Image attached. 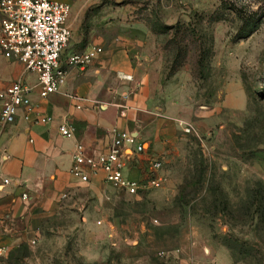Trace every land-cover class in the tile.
<instances>
[{"label": "rangeland", "instance_id": "374dc122", "mask_svg": "<svg viewBox=\"0 0 264 264\" xmlns=\"http://www.w3.org/2000/svg\"><path fill=\"white\" fill-rule=\"evenodd\" d=\"M70 2L68 50L143 29L126 50L163 122L140 130L137 193L80 190L37 218L33 243L0 245V264H264V0Z\"/></svg>", "mask_w": 264, "mask_h": 264}, {"label": "crops", "instance_id": "0c3cea01", "mask_svg": "<svg viewBox=\"0 0 264 264\" xmlns=\"http://www.w3.org/2000/svg\"><path fill=\"white\" fill-rule=\"evenodd\" d=\"M61 1L69 2L72 9L70 0ZM132 31L135 33L124 31L125 36L102 48L89 65L67 67L64 85L47 97H40L35 73L34 82L29 81L32 72L26 71L21 62L0 55V90L20 81L30 88L27 97L32 104L29 120L23 118L22 110L12 123L0 120V245L32 239L36 234L32 224L37 218L53 215L59 201H73L80 190L99 196L111 187L104 182L102 172L91 176L87 183L70 174L77 143L89 152L105 151L113 128L129 131L139 139L147 122L153 127L163 122L152 107L146 73L134 67L128 56L129 36L140 37L143 29ZM38 113L49 120L35 121ZM62 122L72 128L70 137L58 133ZM145 154L146 150L138 153L135 161L138 163ZM129 165L128 177L142 176L140 167ZM5 178L9 183H3ZM23 193L27 199H22ZM206 256L215 260L211 249ZM179 264L188 263L180 260Z\"/></svg>", "mask_w": 264, "mask_h": 264}, {"label": "built area", "instance_id": "2783aa9c", "mask_svg": "<svg viewBox=\"0 0 264 264\" xmlns=\"http://www.w3.org/2000/svg\"><path fill=\"white\" fill-rule=\"evenodd\" d=\"M70 13V3L61 0H0V55L21 62L26 71L36 74L40 97L60 90L66 80L67 67H85L102 52V47L98 45L88 51H68ZM29 92L30 88L20 81L0 90L2 123L14 122L20 110L25 120L30 119L32 104L27 97ZM73 98L82 100L77 96ZM36 116L35 121L49 120L41 113ZM58 133L70 137L72 128L65 122L59 123ZM110 133L111 140L105 151L89 152L83 144L77 143L72 151L69 172L82 183L89 182L91 176L102 172L103 180L108 185L129 194L137 193L141 177L130 178L126 171L129 162L143 151L142 143L126 130L113 128ZM160 164L157 159L150 162L147 170L151 173L150 187L155 188L160 184V178L155 174ZM9 181L3 179V183ZM22 199H27L26 193L22 194ZM159 256L162 261L168 259L164 252Z\"/></svg>", "mask_w": 264, "mask_h": 264}, {"label": "trees", "instance_id": "16d2710c", "mask_svg": "<svg viewBox=\"0 0 264 264\" xmlns=\"http://www.w3.org/2000/svg\"><path fill=\"white\" fill-rule=\"evenodd\" d=\"M261 208V213L259 214V211H257V220H258V223H261L263 221V217H264V206L262 204V201L258 202V209Z\"/></svg>", "mask_w": 264, "mask_h": 264}]
</instances>
